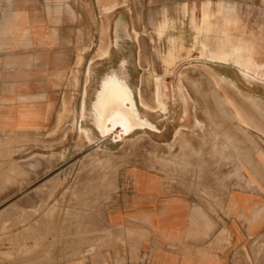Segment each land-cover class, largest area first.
Segmentation results:
<instances>
[{
	"label": "crops",
	"instance_id": "1",
	"mask_svg": "<svg viewBox=\"0 0 264 264\" xmlns=\"http://www.w3.org/2000/svg\"><path fill=\"white\" fill-rule=\"evenodd\" d=\"M88 8L97 18L104 15L110 42L102 46L92 31L90 52L97 56L86 65L109 64L99 57L100 49L124 50L111 29L121 26L135 51L128 64L170 72L199 62L210 69V80L264 82L261 49L243 60L238 38L231 53L223 50L224 41H218V51L207 43L215 30L216 36L223 30L227 36L258 34L260 28L264 33L258 19L264 18V0H0V232L11 227L9 248L0 233V259L9 255L10 264H264V163L241 155L234 165L227 152L242 149L241 138L180 136L197 135L205 127L202 120L208 123L201 111L210 110L200 102V92L188 89L186 106L169 101L168 113L158 114L157 129H172L167 140L156 142L171 148L169 160L161 157L169 162L165 168L130 159L117 171L113 166L100 171L97 155L61 149L68 126L79 128L66 120L72 100L66 77L70 67L84 64L82 18ZM150 37L165 51L153 63L144 53ZM231 57L239 69L210 62ZM156 77L178 83L180 74ZM91 139L98 146L107 137L91 129ZM212 155L230 165L218 168ZM101 161L108 165L114 159ZM82 162L91 165L82 168Z\"/></svg>",
	"mask_w": 264,
	"mask_h": 264
},
{
	"label": "rangeland",
	"instance_id": "2",
	"mask_svg": "<svg viewBox=\"0 0 264 264\" xmlns=\"http://www.w3.org/2000/svg\"><path fill=\"white\" fill-rule=\"evenodd\" d=\"M67 5H69V3H67ZM89 8L82 18L83 25L87 26L86 34L84 33L83 35L84 42L82 48V51L84 50V53H86L84 58L81 59V62H84V64L80 65L79 68H77V66L76 68L75 66L70 67L66 77L67 96L72 98L70 104L71 112L67 113L66 120L67 122H71L73 126L75 125L78 127L79 125V128L78 130H70L68 126V130H66V147H62L61 149L65 150L66 148L68 154L97 155L100 159L97 168L100 171H106L108 168L109 170H112V166L114 170L117 171L121 166L127 164L130 159L142 162L144 165L152 168L155 166H163V168L169 166V162H162L161 157L169 160L171 148L160 147L159 145H156V142L167 140L172 132V129H168V132L164 131V133L162 132L161 134L151 132L134 133L137 130L150 129L154 131L155 129L147 119L139 117V110L136 101L138 104L141 103L140 105L142 109L147 113H154L156 111L166 113L168 110V102L177 101V96L172 94V90H174L173 84H177L175 89L180 96L178 99L184 103V106H186L187 103L185 91L189 89L191 91H197V93L200 92V102H204L205 106L207 105L208 110H210V113L206 111V109L201 111L204 117L208 120L207 124H205L206 122L202 120V124L205 127L202 129L201 133L195 135L184 132L180 136H199L213 139L224 138L226 140H231L235 137L241 138L242 149H237L236 154L232 151V155H230V151L227 152V154L231 156L229 158L233 160L234 165L237 166V164H239L238 161L240 160L241 155L244 160H254L259 157V160L262 163L264 162L263 134L251 128V124L245 121V116H247L245 113L240 114L239 120H235L233 118L231 113L232 109L225 105L227 101L225 93L219 88L223 81L217 80L215 77H211L212 80H210L208 76L210 74V69L207 66L200 64L199 62H194L193 64L181 65L178 67L176 66L170 72H166L163 66L157 65L140 66L133 63L127 64L126 66H122L123 63L120 65V61L123 57L132 58L134 56L135 51L130 48H126L125 50H115L113 56H111L112 61L110 64L92 65L90 62L89 65H86L88 59L97 56L95 53L92 55L90 52V45L93 42L92 31L98 32L100 41H102V46L105 45L106 41L108 43L110 42V35L106 27L105 18L103 17L104 15L100 12L99 17L97 18L95 13H93V11ZM230 19L235 25L234 19ZM258 19L260 24L263 26L264 18L259 17ZM260 29L261 31L258 34H245L242 32L239 33V35L233 34L231 36H227L224 30L220 35L216 36L215 30L214 33L208 36L207 43L209 44L211 51H218V41H224L225 44L223 50L227 53H231L233 51V42L238 38L239 42H241L243 46V60H246L248 57L253 55L256 48L261 49L264 54V33L263 29ZM235 30L237 29L235 28ZM134 33L135 37H137L138 33L136 31ZM118 38H120L119 33H116V39ZM85 39H87V41ZM150 40L152 43L149 45L147 50H144V53L152 63L160 61L159 58L165 56V51L156 49L151 37ZM107 55V50L103 51L100 49L99 57H106ZM210 62L226 64L231 63L239 69L234 57H231V59L227 62ZM108 72H114L121 78L127 79L128 77L129 85L134 92L133 94L131 89L116 75L108 77V91H110L115 85H119V87H117L118 90L123 89L125 91L126 103L120 113V119L116 121L115 124H113L111 116L106 113L105 99H101L97 94L96 100L91 103L94 92L98 88L99 81L102 76ZM182 72H186L189 75L185 79L180 76L178 83L172 81L173 77H170L168 81H162L159 87L154 82V77L157 75L169 76L171 74H181ZM90 73L92 76L89 82ZM144 73L148 75L143 77L141 82L140 79ZM149 74H153V76H149ZM231 74L233 79H237L234 76V73ZM235 82H230L233 84L229 88V92L235 97L239 104L248 106L251 102L258 101L264 109V82L251 80L250 83H248L245 79L243 81ZM140 85H142L141 89ZM171 86H173L172 90L170 88ZM160 89H162L166 95L163 103L156 104L159 100H155L153 98V103L150 104L148 102V100H151L149 99V96L151 95L150 91L153 90V94H155L158 93ZM180 93L184 94V96H181ZM145 95H148V97H145ZM201 103H199V105L202 106ZM91 104L92 111L94 113V121L91 113ZM240 126H242V129ZM116 127L120 131L115 132L114 128ZM247 127L251 129H248ZM90 128L95 132L97 131V133L103 137H106L110 133L114 134V139L117 142L113 143V137H110L106 141L100 140L98 146L91 145L93 141L91 139ZM107 157H109V159H114V162H109L107 165L106 161H101V159L106 160ZM221 158L219 160L217 157L212 155V162L215 160V164L219 165L218 168L225 166V164L230 165L229 162L225 163V161ZM80 165H82V168H87L86 166H90L91 163L82 162ZM4 221H9V217L4 216ZM0 233L3 236L4 245L6 246V244H8L9 248L11 227H2V231ZM0 260L2 261V264L11 263L9 255L2 257Z\"/></svg>",
	"mask_w": 264,
	"mask_h": 264
},
{
	"label": "bare ground",
	"instance_id": "3",
	"mask_svg": "<svg viewBox=\"0 0 264 264\" xmlns=\"http://www.w3.org/2000/svg\"><path fill=\"white\" fill-rule=\"evenodd\" d=\"M102 48H105V47H102ZM102 50L104 51V49H102ZM188 75L189 74L186 72H182L180 74V76L184 79ZM108 77L109 76H107L105 79L103 78L104 80L101 81L100 86L98 88L99 91L96 92L94 99L96 100V97L98 94L101 99L106 100V103H105L106 113L111 116V120L113 121V124H115V122L120 119V113L123 110L125 103H126L125 91L123 89L118 90L117 87H119V85H115L110 91H108L107 90L108 83H109ZM154 78H155V81H154L155 84L159 87L161 85V82H162L161 79L159 77H154ZM250 81L251 80H248L247 82L250 83ZM232 84L233 83H230V82H222L219 86V88L222 91H224L225 96H226L227 101H226L225 105L232 109L231 113H232V116L235 120H239L240 114L245 113L247 115V116H245V121H247L251 124L250 126L252 129L259 131L264 136V109H263L262 105L260 103H258V101L251 102V104H249L248 106H246V105L243 106V105L239 104V102L235 99V97L229 93V88L231 87ZM180 94H181V96H184V94H182V93H180ZM165 98H166V95L162 89H160V91L158 93L154 94V99L159 100L156 102V104H162ZM184 112H187L186 108H185ZM91 113H92L93 121H94V113L92 111V104H91ZM240 128L242 129V126H240ZM251 128H248V129H251ZM116 129H117V127L114 128V131ZM110 135H112V133L108 134L106 137H109ZM99 136L103 137L100 134H99ZM106 137H104V138H106Z\"/></svg>",
	"mask_w": 264,
	"mask_h": 264
},
{
	"label": "flooded vegetation",
	"instance_id": "4",
	"mask_svg": "<svg viewBox=\"0 0 264 264\" xmlns=\"http://www.w3.org/2000/svg\"><path fill=\"white\" fill-rule=\"evenodd\" d=\"M116 21V20H115ZM115 25V24H114ZM111 29H112V35L114 36V39H115V42L117 41V39H116V33H119V36H120V38H118V39H120V41L122 42V45H124V50L126 49V48H131V45H132V43H131V41H130V35H129V33L127 32V30H126V28H123V27H121V26H118V27H116V30L114 31L113 30V26L111 27ZM122 32V33H121ZM115 50H121V49H115ZM114 50V51H115ZM114 51H112L110 54L108 53V55L106 56V59H108V61H109V64H110V62L112 61L111 59V56H113V53H114ZM123 58H125V57H123ZM123 58H122V60L120 61V65H122V63H123V65L122 66H126L127 64H128V62H127V59L128 58H126L125 59V61L123 60ZM111 75H116L118 78H120L124 83H126V85L131 89V87H130V85H129V78L127 77V79L126 78H121L119 75H117V74H115L114 72H108V73H106V74H104L103 76H102V78H101V80L99 81V83H98V88H99V86H100V83H101V81H103L107 76H111ZM104 78V79H103ZM173 86H174V90H172L173 89ZM173 86H171L170 88H171V90H172V94H175L176 95V93H177V90L175 89V85L173 84ZM96 89L95 90V93H94V95H93V100L91 101V103L95 100L94 99V97H95V95H96V92H98L99 91V89ZM131 91H132V89H131ZM133 92V91H132ZM133 94H134V92H133ZM134 98H135V95H134ZM135 101H136V99H135ZM177 101H179V99L177 98ZM173 102V101H172ZM173 103H176V101L175 102H173ZM136 104H137V107H138V110H139V117L140 118H145V119H147L153 126H154V131L153 130H150V129H144V130H137V131H135L134 133H136V132H146V133H149V132H151V133H156V134H161L162 133V131H160L159 129H157V127H156V122L157 121H159L160 120V118H159V116H158V114L159 113H162V112H160V111H156V112H152V113H147V112H145L143 109H142V107H141V103H137V101H136ZM168 111H169V109L167 110V112L166 113H168ZM166 113H164V114H166ZM95 129V128H94ZM118 131H120L119 129H116L115 130V132H118ZM133 133V134H134ZM132 135V134H131ZM110 137H113V142L114 143H116L117 141H115V139H114V134H112V135H110L109 137H107V139H105V140H108Z\"/></svg>",
	"mask_w": 264,
	"mask_h": 264
}]
</instances>
